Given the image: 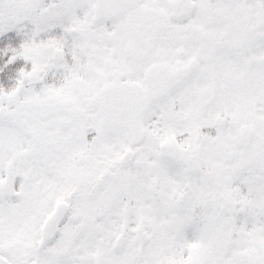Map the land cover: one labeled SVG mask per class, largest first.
<instances>
[{"label": "snow or ice", "instance_id": "6c2138e0", "mask_svg": "<svg viewBox=\"0 0 264 264\" xmlns=\"http://www.w3.org/2000/svg\"><path fill=\"white\" fill-rule=\"evenodd\" d=\"M0 264H264V0H0Z\"/></svg>", "mask_w": 264, "mask_h": 264}]
</instances>
